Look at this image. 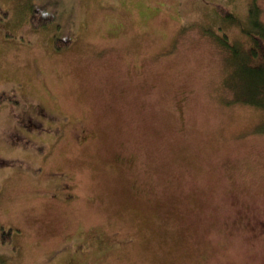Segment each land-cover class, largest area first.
Wrapping results in <instances>:
<instances>
[{"label":"rangeland","instance_id":"1","mask_svg":"<svg viewBox=\"0 0 264 264\" xmlns=\"http://www.w3.org/2000/svg\"><path fill=\"white\" fill-rule=\"evenodd\" d=\"M254 6L0 0V264H264Z\"/></svg>","mask_w":264,"mask_h":264},{"label":"trees","instance_id":"2","mask_svg":"<svg viewBox=\"0 0 264 264\" xmlns=\"http://www.w3.org/2000/svg\"><path fill=\"white\" fill-rule=\"evenodd\" d=\"M260 10L257 6L251 9V15L255 19V25L260 28L264 35V25L258 21ZM230 16V14H228ZM36 27L40 26L39 16H36L33 20ZM255 46L247 52H241L237 46H230L227 40L223 42V45L231 50L232 55L235 57L230 64L235 68L233 77L227 80L225 84L227 86L232 84L233 80H236L237 101L257 106L264 109V36L262 41L256 38ZM254 61V62H253ZM258 61V62H257ZM236 82H234L235 84ZM236 89V87H234ZM5 94L0 95V102L5 98ZM13 231H6L0 227V244H7L11 241Z\"/></svg>","mask_w":264,"mask_h":264},{"label":"flooded vegetation","instance_id":"3","mask_svg":"<svg viewBox=\"0 0 264 264\" xmlns=\"http://www.w3.org/2000/svg\"><path fill=\"white\" fill-rule=\"evenodd\" d=\"M89 136H86V137H83L82 139H84V140H86L87 141V138H88Z\"/></svg>","mask_w":264,"mask_h":264}]
</instances>
